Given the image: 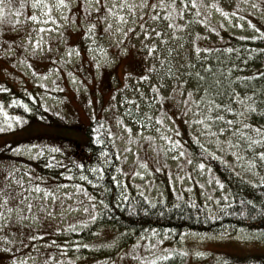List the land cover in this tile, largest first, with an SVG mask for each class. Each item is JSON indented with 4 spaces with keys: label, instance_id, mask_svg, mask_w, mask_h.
Here are the masks:
<instances>
[{
    "label": "rangeland",
    "instance_id": "374dc122",
    "mask_svg": "<svg viewBox=\"0 0 264 264\" xmlns=\"http://www.w3.org/2000/svg\"><path fill=\"white\" fill-rule=\"evenodd\" d=\"M119 2L65 0L59 5V0H41L40 7L33 8L32 0H4L0 15V189H4L0 253L15 249L18 235L22 237L18 252L26 253L33 246L15 263L0 258V264H243L250 258L264 263V240L256 232L242 231L188 232L173 241L166 232L149 230L123 241V232L99 226L92 230L85 254L68 253L70 243L64 236L93 220V203L82 186L88 172H97L99 165L113 167L121 195L133 185L148 197H172L186 191L206 193L203 198L214 204L226 200L225 180L209 163L191 157L185 140L194 139L212 149L235 175L255 181L264 177V159L259 156L264 142L253 143L264 131L257 134L242 126L250 124L251 112H245L243 120L241 116L237 122L233 119L232 134H219L203 116L197 117L193 106L186 108L187 88L183 95L177 90L171 98L157 100L150 85L160 88L164 73L148 47L159 41L137 36L138 27L125 36L133 27L129 10L107 11ZM180 3L177 0L178 7ZM184 3L188 7L183 17L175 20L184 27L176 30L179 38L168 43L183 47L167 56L168 63H185L177 53L187 49V59L195 65L200 52L224 44L225 32L252 38L261 28L264 31V0H196L194 7L190 0ZM121 11L127 21L118 17ZM33 14L35 21L29 19ZM153 65L157 71L148 72ZM145 75L149 79H139ZM171 91L160 88L165 97ZM19 104L33 113L31 118L14 112L13 106ZM92 121V137L103 146L98 152L88 150L84 134ZM7 152L10 156H3ZM74 165L78 167L72 171ZM9 208L12 223L3 227ZM32 233L35 237H29Z\"/></svg>",
    "mask_w": 264,
    "mask_h": 264
},
{
    "label": "trees",
    "instance_id": "16d2710c",
    "mask_svg": "<svg viewBox=\"0 0 264 264\" xmlns=\"http://www.w3.org/2000/svg\"><path fill=\"white\" fill-rule=\"evenodd\" d=\"M224 44L210 51H202L200 59L195 63V69L200 70L201 65L210 66L211 73L202 71V75H207L208 81L213 76L221 79V88L224 90L225 99L231 89L245 93L251 101L255 102L257 110L251 112L249 125L264 127V31L261 28L258 35L253 38L230 36L226 32L223 35ZM235 66V67H233ZM262 75H256V73ZM242 77L243 79H237ZM251 77V79H247ZM190 87H195L194 82H190ZM195 96L194 99H199ZM237 112H240L241 105L232 103ZM14 112L31 118L22 105H16ZM197 117L203 118L209 115L204 108L197 111ZM214 115L224 114L226 119H240L239 115L232 113H221L214 110ZM196 117V118H197ZM200 118V117H199ZM94 120V119H93ZM96 121H99L96 119ZM213 124V121L204 119ZM222 122L213 124L214 129L222 127ZM95 129V122L92 121L84 129L88 150L100 151L103 146L99 145V140L93 139L92 134ZM28 137V136H24ZM99 137L103 138L102 135ZM97 136V138H99ZM61 138V137H60ZM68 141L65 138H61ZM191 157L209 163L213 170L226 182L227 199L224 201L211 202L204 199L205 194H192L183 191V195L172 197H148L145 192L137 186H131L121 195L117 183L114 179L113 167L109 165H99L98 171L88 172L82 188L89 193L91 204L93 203V220L87 226L71 229L65 237L69 240V254H85V245L90 238V234L99 226H111L118 232H123V241L132 240L134 237L143 235L149 230L162 231L169 234V237L176 241L183 233H209L216 231H227L231 234L242 232H256L264 240V177L255 181L235 175L227 165L216 158L212 149L206 148L199 140H185ZM245 147V144L243 145ZM247 147V146H246ZM109 148V147H108ZM250 147H247V150ZM3 156H10L7 152ZM55 167L58 165L53 164ZM78 165L70 166L72 171L77 170ZM52 171V170H51ZM64 173V172H63ZM60 175V174H59ZM90 182L88 186L87 182ZM222 203V204H221ZM93 230V231H92ZM35 237V234L29 235ZM22 237L16 236L13 244L15 249L10 252L3 251L0 258L7 262L15 263L16 258L28 255V251L33 246H29L28 251L18 252L16 247L20 245ZM6 255L7 257L3 256ZM67 256H63L66 260ZM62 259V260H63ZM264 264L261 259H244L243 264Z\"/></svg>",
    "mask_w": 264,
    "mask_h": 264
},
{
    "label": "snow or ice",
    "instance_id": "6c2138e0",
    "mask_svg": "<svg viewBox=\"0 0 264 264\" xmlns=\"http://www.w3.org/2000/svg\"><path fill=\"white\" fill-rule=\"evenodd\" d=\"M97 3H100V0H96ZM191 5L194 7L196 5V0H190ZM65 0H59V5H64ZM41 5V0H32V7L38 8ZM58 5V6H59ZM91 7V5H88ZM103 6V5H102ZM23 7V5H21ZM188 7L184 0H181L180 6H177V0H120L118 4L113 3L111 7L107 8L109 13H112L113 8L116 9H125L127 8L133 17L132 25L133 27L129 28L125 36L128 33L135 30V28H140V32H137L136 35H143L145 38L155 37L156 40L159 41V44L153 42L150 47H148L149 55L157 56L162 71L164 74L160 76V88H164L167 90L171 88L172 91L169 93L167 97L160 92V88L157 87L156 84H151V89L156 93L157 100L169 99L174 96L177 90L180 93L184 94V89L187 88V93L184 95V104L186 108H191L193 105L197 106V111H200L201 108H204L206 112L209 114L204 117V119L213 121V124L216 122H222L225 126L218 127L219 134H232V127L234 125L233 119H226L224 114L214 115V110L219 111L221 113H232L234 115L241 116V119H245V112H255L257 107L254 101H251L250 98L245 93L241 95L240 92H237L235 89H231L228 93L227 98L224 97V90L221 88L222 81L221 79L213 78L208 81L207 75H202V71L206 73H211V67L201 65L200 70L193 71L195 69V65L189 61L187 58L190 55L187 49H184L183 53H177L181 55L184 59L185 63L178 62H167V56L170 54L177 52V48H182L183 45H177V48H173L168 46L169 41H175L179 37L177 36V29H182L184 25L178 24L175 22L176 17H183L185 9ZM4 12V0H0V15H3ZM138 13V14H137ZM118 17L124 21H127L128 17L124 16L123 12L117 13ZM29 19L35 21L37 16L35 14L31 15ZM49 19H52L49 16ZM203 23V21H201ZM91 27V25H90ZM111 27V25H109ZM119 31V29H117ZM170 32V35H169ZM255 39V37H252ZM143 44V42H142ZM193 47L196 53H199L201 49L195 46V42H193ZM163 49V51H159ZM165 56V59H160V56ZM235 67V66H233ZM183 69V70H182ZM156 66L153 65L152 68L148 69V72H156ZM256 75H262L261 73H256ZM169 78L171 83H168L165 78ZM139 79L145 80L149 79L147 75L141 76ZM237 79H243L242 77H237ZM247 79H251L248 77ZM190 82L195 83V87H188ZM143 95V93H141ZM195 96H199V99H194ZM241 105V111L237 112L236 108L232 106V103ZM15 103V101H13ZM201 121H198L200 123ZM244 128H250L251 131L259 134L264 131V127L257 125H242ZM205 127H210V125H205ZM236 132H239V129H235ZM216 133H213L215 135ZM264 142V136H260L258 141H253V143ZM251 147V145H248ZM182 154V153H181ZM259 156L264 159V152L259 153ZM203 167V165H201ZM11 175V174H9ZM18 183H23V181H18ZM8 185H5L7 188ZM36 191H40L39 187H36ZM4 192V189H0V194ZM4 201L7 203L8 196H4ZM31 207V205H29ZM12 209H8V218H6L3 222V227L10 226L12 223L10 214ZM22 219V217L17 218ZM7 240V237H3ZM32 239V238H30ZM199 254V253H198ZM169 256L173 254L171 252L168 253ZM163 259V257H162Z\"/></svg>",
    "mask_w": 264,
    "mask_h": 264
}]
</instances>
